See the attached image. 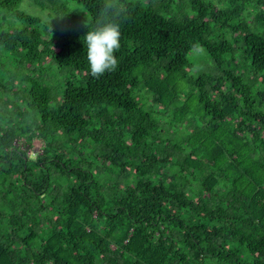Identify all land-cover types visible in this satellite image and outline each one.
<instances>
[{"label":"trees","instance_id":"16d2710c","mask_svg":"<svg viewBox=\"0 0 264 264\" xmlns=\"http://www.w3.org/2000/svg\"><path fill=\"white\" fill-rule=\"evenodd\" d=\"M18 1L0 0L23 23L0 18V264H264V0H114L99 79L83 40L105 0L47 38Z\"/></svg>","mask_w":264,"mask_h":264},{"label":"rangeland","instance_id":"374dc122","mask_svg":"<svg viewBox=\"0 0 264 264\" xmlns=\"http://www.w3.org/2000/svg\"><path fill=\"white\" fill-rule=\"evenodd\" d=\"M211 1L217 6H222V4L230 2V0H211ZM156 2L159 3L160 1L156 0ZM13 9L21 10L31 15H35L39 17L40 21H39V24L37 25L41 31L42 36L46 38L51 37V36L55 37L56 30L54 29V26H56L58 22L64 16H67L69 18L81 19V20H86L88 18V14L86 10L82 6V4H80L76 0H19L16 3V5L13 7ZM8 14H11V11L7 12L3 9H0V18L2 16H7V19L5 20V22L2 21L3 25H8V22L9 21L12 22L13 20L11 16ZM45 15L49 17L62 16V17H53L52 21L50 22L52 26V32L50 31V28L46 20L44 19ZM13 24L16 26L23 25L22 22L17 21V20L14 21ZM0 58L6 61V62H2L0 60V82L2 84H6L8 83L7 81L8 73L9 71L13 70L14 63L10 60V56L5 52H0ZM188 60H189V64L193 66V68L190 70V72L192 73H195L197 71L196 66L197 67L203 66L202 69L206 70L209 67V64H211V61L209 57L207 56L206 52L199 47H196L189 52ZM48 67H50V65H48ZM49 73H50L51 79L50 81H48V83L51 86H53L56 90H58L57 84L58 83L61 84L67 76H71L72 78H75L77 76L75 73L71 74L68 71H62L61 73H58L56 75L51 71ZM19 85H20V82L16 81V83L12 87L18 88ZM143 94L145 95V102L148 101L149 100V97L147 96L148 93L143 92ZM0 99L4 100L3 102H4V107H5L6 103H10L11 96L7 94L3 95L2 93L0 94ZM19 104L20 102L17 103V105ZM40 150H41V146L39 144H34L31 147V151H27V152L29 153L30 157H34L35 153L39 152Z\"/></svg>","mask_w":264,"mask_h":264},{"label":"clouds","instance_id":"9594fccd","mask_svg":"<svg viewBox=\"0 0 264 264\" xmlns=\"http://www.w3.org/2000/svg\"><path fill=\"white\" fill-rule=\"evenodd\" d=\"M116 15L114 0H105L97 13L94 28L87 32L83 40L87 49L90 75L95 79H99L106 72H115L119 65L116 53L121 46V32L120 24L115 18ZM53 17L62 16H44L51 32L50 22Z\"/></svg>","mask_w":264,"mask_h":264}]
</instances>
